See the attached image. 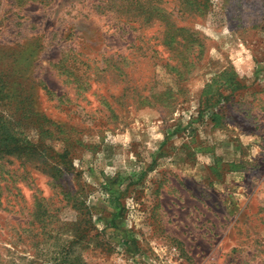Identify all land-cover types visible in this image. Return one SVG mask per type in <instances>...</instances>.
<instances>
[{"label": "rangeland", "instance_id": "rangeland-1", "mask_svg": "<svg viewBox=\"0 0 264 264\" xmlns=\"http://www.w3.org/2000/svg\"><path fill=\"white\" fill-rule=\"evenodd\" d=\"M196 2L0 0V264H264V0Z\"/></svg>", "mask_w": 264, "mask_h": 264}, {"label": "trees", "instance_id": "trees-1", "mask_svg": "<svg viewBox=\"0 0 264 264\" xmlns=\"http://www.w3.org/2000/svg\"><path fill=\"white\" fill-rule=\"evenodd\" d=\"M185 1L190 6L196 5L197 7L198 5L196 4L197 0ZM107 4L108 3H104V6ZM126 6H129V2H127ZM151 22L152 15L148 14V19L144 23L145 25H149ZM124 23L127 24L126 21ZM160 24L163 26L162 39L160 41L166 48V51L171 53L170 55L163 54L161 60L164 63V66L175 72L176 76H184V74L189 73L188 68L198 62L197 60L202 53L203 46L196 38H193L192 35L188 34V29L185 27L179 26L173 21H160ZM192 46H195L196 50H192ZM189 50H192L191 54L188 53ZM156 97L157 95L143 97L141 103L149 105L161 103V99H156ZM3 140L5 143L0 140V142L3 143L0 144V154L12 155L15 153H20L21 145L19 141L6 142L7 140L5 138Z\"/></svg>", "mask_w": 264, "mask_h": 264}]
</instances>
